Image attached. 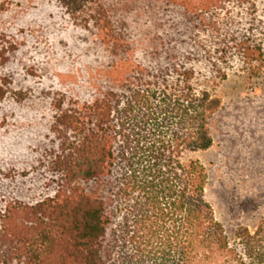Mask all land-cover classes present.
Here are the masks:
<instances>
[{
    "label": "trees",
    "instance_id": "trees-1",
    "mask_svg": "<svg viewBox=\"0 0 264 264\" xmlns=\"http://www.w3.org/2000/svg\"><path fill=\"white\" fill-rule=\"evenodd\" d=\"M56 1L113 62L92 75L90 101L54 99L55 146L44 163L55 194L0 205V264H264V218L229 231L193 157L214 144L222 101L210 82L190 68L160 76L137 65L135 47L158 39L127 36L103 0ZM171 1L206 11L220 0ZM244 50L249 62L264 56ZM8 86L0 73V102Z\"/></svg>",
    "mask_w": 264,
    "mask_h": 264
},
{
    "label": "rangeland",
    "instance_id": "rangeland-1",
    "mask_svg": "<svg viewBox=\"0 0 264 264\" xmlns=\"http://www.w3.org/2000/svg\"><path fill=\"white\" fill-rule=\"evenodd\" d=\"M0 13V73L9 83L0 102V205L35 204L55 194L45 156L54 148L58 95L90 101L92 75L112 54L77 26L56 0H6ZM131 38L156 37L130 58L160 76L190 68L210 82L222 106L212 122L214 144L193 155L207 168V198L232 231L264 218V0H220L202 11L171 0H103ZM197 1V0H195ZM202 84V85H203ZM91 185H88L90 187Z\"/></svg>",
    "mask_w": 264,
    "mask_h": 264
}]
</instances>
